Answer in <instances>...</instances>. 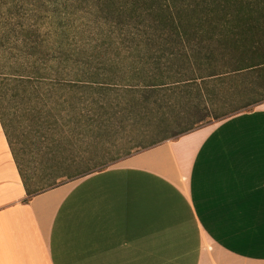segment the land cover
<instances>
[{
  "label": "crops",
  "instance_id": "0c3cea01",
  "mask_svg": "<svg viewBox=\"0 0 264 264\" xmlns=\"http://www.w3.org/2000/svg\"><path fill=\"white\" fill-rule=\"evenodd\" d=\"M261 78L211 77L208 101L196 96L181 124L187 131L160 140L147 134L149 116H124L114 94L113 105L86 109L76 127L72 109L56 104L53 76L3 84L0 264H264ZM106 114L143 122L151 144L112 154L89 129ZM94 147L110 162L66 176ZM17 161L28 163L29 190Z\"/></svg>",
  "mask_w": 264,
  "mask_h": 264
},
{
  "label": "trees",
  "instance_id": "16d2710c",
  "mask_svg": "<svg viewBox=\"0 0 264 264\" xmlns=\"http://www.w3.org/2000/svg\"><path fill=\"white\" fill-rule=\"evenodd\" d=\"M130 1L131 17L148 16L150 25L136 29L131 48L116 50L126 51L124 58L90 68L80 65L74 75H53L50 90L56 93V104L72 109L76 127L85 119L86 109L97 114V107L113 105L108 97L114 94L124 116L134 120L149 116L152 131L147 134L153 140L162 139L165 132L179 135L187 131L182 122L196 112V96L209 97L211 77L226 74L238 79L247 72L257 79L264 76V0ZM12 76L0 88L32 83L27 76ZM108 162L94 147L65 175H81ZM17 165L29 190L28 163L17 161Z\"/></svg>",
  "mask_w": 264,
  "mask_h": 264
},
{
  "label": "rangeland",
  "instance_id": "374dc122",
  "mask_svg": "<svg viewBox=\"0 0 264 264\" xmlns=\"http://www.w3.org/2000/svg\"><path fill=\"white\" fill-rule=\"evenodd\" d=\"M131 8L130 0H0V84L17 74L31 81L74 75L80 65L90 68L124 58L126 51L120 54L116 48L128 47L136 29L150 25L148 16L131 17ZM254 97L264 98V78ZM143 124L126 126L125 120L106 114L91 120L89 129L102 134L104 146L114 154L120 146L132 152L151 144L141 136Z\"/></svg>",
  "mask_w": 264,
  "mask_h": 264
}]
</instances>
